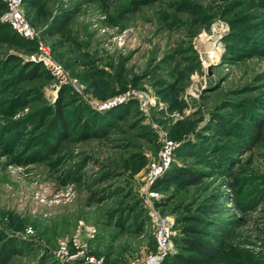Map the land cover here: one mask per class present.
I'll use <instances>...</instances> for the list:
<instances>
[{
  "label": "rangeland",
  "instance_id": "374dc122",
  "mask_svg": "<svg viewBox=\"0 0 264 264\" xmlns=\"http://www.w3.org/2000/svg\"><path fill=\"white\" fill-rule=\"evenodd\" d=\"M248 4L23 0L26 19L64 78L21 77L36 46L17 42L0 13V237L23 244L7 264H84L74 256L80 252L102 264L142 260L155 250L151 209L172 228L171 251L160 264H177V220L187 213L235 221L233 238L210 264H264V134L260 144L233 154L231 176L190 151L200 135L213 137L208 126L215 120L250 124L261 116L264 127V109L248 110L251 102L264 103V8ZM72 9L78 13L66 33L47 35ZM61 86L68 89L65 111L79 105L82 117L102 118L92 125L105 136L81 140L83 123L76 122L54 145L49 108ZM161 137L175 144L171 164L200 171L197 183L152 188L171 166L149 181ZM232 180L240 206L227 185ZM218 206L227 211L214 212Z\"/></svg>",
  "mask_w": 264,
  "mask_h": 264
},
{
  "label": "trees",
  "instance_id": "16d2710c",
  "mask_svg": "<svg viewBox=\"0 0 264 264\" xmlns=\"http://www.w3.org/2000/svg\"><path fill=\"white\" fill-rule=\"evenodd\" d=\"M25 2L26 0H24V3ZM248 5H250V8H264V0H249ZM132 9L135 10V7ZM5 10L6 5L0 0V13H3ZM77 13L78 11L76 9L64 11L54 23L50 24V28L47 30V35L53 36L65 34L66 25ZM6 27L11 33H13L17 42L25 46L31 44V41L28 39L26 40L18 36L13 29H10L8 24ZM260 36H264V28L261 30ZM232 46L235 47V45ZM23 65V71L25 72L20 74L21 77H24L25 79L51 76L40 62L28 59ZM67 92L68 89L61 86L57 98L49 108V111H51L52 114V117L50 118V128L53 134H55L54 145L59 146L61 142L70 137L68 132L69 126L76 122L83 123L82 128L78 132L81 140H89L94 137L105 136L106 133L103 131L102 127H95L92 125L98 120H102V118L92 113L86 116V118L82 117L81 112L83 108L79 105L69 112L65 111L64 108L66 103L64 102L67 97ZM248 106V110L251 112H257L259 109H264V103L261 101L251 102ZM115 113L114 111L108 113L106 115L107 120H113L116 116ZM240 114H242L240 116L242 120L247 117L245 111L240 112ZM90 116L93 119L91 122L87 121ZM258 118L253 117L252 123L250 124L227 123L215 120V122L208 126V129L213 133V137L204 133L199 136V142L192 144V146L191 144L186 145L187 147L191 146L190 151L198 157L200 156L201 159L205 161L206 166L212 167L214 170L222 174H228L231 176L232 173L227 171L228 166L233 159V154L241 152L246 147H254L260 144V141L263 139V122L261 116ZM49 150L53 152L57 151L54 148H49ZM199 172L200 171L191 170L187 166L182 167L172 163L169 170L154 182L152 188L154 189L163 183L176 182L177 188L183 190L200 180L201 175H199ZM227 185L235 194L233 197L234 202L240 206L236 200V196L240 191L237 187V182L232 180L231 182H228ZM223 196L224 199L230 200L227 194H224ZM209 209V206H201L199 208L202 212H208ZM216 211L225 213L227 208L218 206V209L214 210V212ZM177 221L181 224L180 234L178 235L179 251L173 255L174 262L177 264H210L216 261L223 251H225V241L232 239L234 236L231 225L235 221L217 220L211 222L190 213L180 217ZM21 248H23L22 243L15 242L13 239L4 240V237L3 239L0 237V263L7 264L12 256L21 253ZM164 261L165 259H163L161 263Z\"/></svg>",
  "mask_w": 264,
  "mask_h": 264
},
{
  "label": "built area",
  "instance_id": "2783aa9c",
  "mask_svg": "<svg viewBox=\"0 0 264 264\" xmlns=\"http://www.w3.org/2000/svg\"><path fill=\"white\" fill-rule=\"evenodd\" d=\"M6 5V10L2 15V19L7 22L10 29L23 39L33 40L35 43V51L28 55V59L40 62L42 66L56 78L63 76V70L60 65L52 58L50 50L45 43H42L36 35L28 19H26L21 7L23 0H1ZM102 104L99 108L108 106ZM175 148L174 142L166 137H161L159 141V149L156 156L152 160L149 169V181L153 180L157 174H160L171 164L172 153ZM150 217L153 224V238L155 239V250L152 254L146 256L142 260H134L127 264H160L166 255L171 251V222L170 220L151 209ZM82 258L84 264H102L99 260L92 256L84 255L82 252L74 255Z\"/></svg>",
  "mask_w": 264,
  "mask_h": 264
}]
</instances>
